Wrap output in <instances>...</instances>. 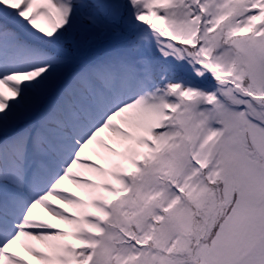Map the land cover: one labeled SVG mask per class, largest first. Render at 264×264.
<instances>
[{
	"label": "snow or ice",
	"instance_id": "6c2138e0",
	"mask_svg": "<svg viewBox=\"0 0 264 264\" xmlns=\"http://www.w3.org/2000/svg\"><path fill=\"white\" fill-rule=\"evenodd\" d=\"M33 262L264 264V0H0V264Z\"/></svg>",
	"mask_w": 264,
	"mask_h": 264
},
{
	"label": "bare ground",
	"instance_id": "6f19581e",
	"mask_svg": "<svg viewBox=\"0 0 264 264\" xmlns=\"http://www.w3.org/2000/svg\"><path fill=\"white\" fill-rule=\"evenodd\" d=\"M6 94H7V93H6ZM68 187L72 188V185L69 184ZM73 190H75V189H73ZM48 218L51 219V217H48ZM53 222H55V221H53ZM14 247L16 248L17 252H18L20 255H23V256L27 257V254L23 251L22 248H20L18 245H17V246H14ZM29 259H30V258H29ZM33 264H35V262H33Z\"/></svg>",
	"mask_w": 264,
	"mask_h": 264
}]
</instances>
